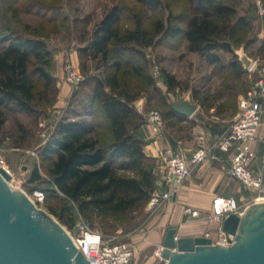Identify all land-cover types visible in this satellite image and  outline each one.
Here are the masks:
<instances>
[{
    "label": "trees",
    "instance_id": "obj_1",
    "mask_svg": "<svg viewBox=\"0 0 264 264\" xmlns=\"http://www.w3.org/2000/svg\"><path fill=\"white\" fill-rule=\"evenodd\" d=\"M136 1L152 11L171 9L163 0ZM182 1L183 12L174 15L171 9L167 20L159 17L151 26L127 5L115 6L97 25L88 46L80 49L85 79L72 95L70 114L41 149V163L30 178V183L45 182L42 171L52 179L47 197L57 199L61 194L63 199L59 208L49 210L64 226L73 228L79 217L120 216L151 199L156 180L144 151L148 144L141 133L145 118L134 106L142 89L154 84L148 71V48L179 38L187 42L190 52L205 55L211 64L222 69L229 66L237 78L245 74L235 50L256 41L251 36L257 1L246 9L245 0ZM259 1L264 8V0ZM52 8L49 5L48 12L42 13L49 24L58 21ZM125 18L131 25L123 28ZM219 51L232 53L234 59L222 65ZM89 59L100 61L96 74H89ZM53 62V53L42 38L13 31L0 34V136L8 111L37 120L46 113L41 104L57 102ZM163 75L170 89L176 86L173 75L166 71ZM255 81L243 87L248 88L244 94ZM167 106L169 117L187 119L172 109L171 102ZM127 172L136 176L122 174Z\"/></svg>",
    "mask_w": 264,
    "mask_h": 264
},
{
    "label": "rangeland",
    "instance_id": "obj_2",
    "mask_svg": "<svg viewBox=\"0 0 264 264\" xmlns=\"http://www.w3.org/2000/svg\"><path fill=\"white\" fill-rule=\"evenodd\" d=\"M251 1L254 0H245V9ZM163 2L169 4L174 15L185 10L186 5L182 0H163ZM42 5L44 7H41ZM49 5L53 6L52 14L58 17L56 23L49 24L42 19V13L48 12L47 6ZM118 5H127L130 10L139 13L147 26H151L159 17L167 20L170 14L169 10H171L167 7L160 11L148 10L136 0H0V34L4 35L13 31L24 36L40 37L53 53L52 76L57 81V102L41 104L40 108H44L46 113L40 115L37 120L21 112L8 111L6 123L0 136V165L12 175L11 184L26 192L31 199L35 191L45 192L46 199L42 204L37 205L49 214H51L49 210L51 206L59 208L63 196L60 194L57 199L47 197L46 190L50 188L52 179L42 171L41 175L45 182L30 183V178L35 166L39 167L41 163V149L49 142L62 119L70 114L71 99L76 89L70 87L71 91L64 102L58 104L60 90L64 87L65 81L62 76L58 78V73L56 74L59 72L56 66V57L63 55L64 59L60 68L64 73L65 62H72L71 53L77 55L78 64L75 66L85 79V74L82 71L84 59L81 58L80 49L88 46L97 25L109 11ZM257 5L261 6V2L259 1ZM55 6H60L59 10H55ZM52 14L50 13V16ZM129 25L131 22L125 18L121 26L126 28ZM257 49V45L251 46V52H255ZM240 53L243 54L242 51ZM218 54L222 59V65H228V62L234 59L233 54L229 52L219 51ZM146 55L149 62L148 71L154 79V84L148 90L142 89L141 96L134 106L144 116V126L148 129L149 135L155 139L163 137L171 145L162 151L160 158H150L149 160V167L152 168L156 180L150 201L143 207L120 216H94L91 220L79 217L75 226L71 228L72 230L51 214L68 231H73L77 226L84 224L91 230L101 233L106 239L125 241L134 249L136 256L143 260L148 256L141 251L139 246L147 242L151 233L149 225L167 202L159 199L158 203H153L156 195L160 194L164 186L160 182H162L161 168L165 151L167 149L175 150L178 142L185 145L191 144L193 140L199 142L200 140L196 139L197 136L203 135L202 132L200 134L199 129L204 132L215 131L217 134L215 139L218 138L237 116L239 98L248 89L243 87L246 85L249 87L258 77L256 72L250 73L240 60L247 73L237 78L229 66L222 69L221 66L211 64L205 55L190 52L187 42L179 38L163 40L162 44H155L146 50ZM87 66L90 75L96 74L100 61L89 59ZM164 71L176 79L177 84L172 89L169 88L163 75ZM234 93L238 94L232 95ZM50 96L55 98L56 93H52ZM185 99H189L197 105L198 110L195 115L184 121L169 117L167 101L181 102ZM139 102H142L144 106H141V109L138 107ZM154 110L159 111L164 120L162 134L158 136L152 132L147 123L148 114ZM44 133L48 137H43ZM217 155V160H227L225 164H229L230 154L219 152ZM122 174L136 176L132 172ZM239 193L238 200L244 209L254 204L256 197L254 190L242 186ZM32 200L34 201V199ZM162 251L163 247H159L152 256L161 257Z\"/></svg>",
    "mask_w": 264,
    "mask_h": 264
},
{
    "label": "water",
    "instance_id": "obj_3",
    "mask_svg": "<svg viewBox=\"0 0 264 264\" xmlns=\"http://www.w3.org/2000/svg\"><path fill=\"white\" fill-rule=\"evenodd\" d=\"M241 61L246 68L251 65L247 56ZM171 107L187 118L198 110L189 99L171 102ZM11 180L0 165V264H91L69 231ZM222 229L235 236L231 246L204 236L180 237L170 228L162 245L165 264H264V202L231 214ZM73 234H79V226Z\"/></svg>",
    "mask_w": 264,
    "mask_h": 264
},
{
    "label": "built area",
    "instance_id": "obj_4",
    "mask_svg": "<svg viewBox=\"0 0 264 264\" xmlns=\"http://www.w3.org/2000/svg\"><path fill=\"white\" fill-rule=\"evenodd\" d=\"M247 70L250 73L256 72L258 77L252 87L240 97L235 120L218 138L212 141L209 148L198 149L190 160H187L181 152L173 149L165 151L161 179L167 191L156 195L153 200L154 204L158 203L159 199L171 200L197 168L208 158L217 160L219 152L231 155L229 176L243 187L256 192L254 203L264 202V175L255 174L250 169L254 159L252 144L257 137L264 114V62L251 61ZM63 71L64 81L72 89H75L84 79L71 61L65 62ZM138 107L141 109V103H138ZM147 123L155 135L162 134L164 120L159 111H151L147 116ZM43 137L48 136L44 133ZM45 197L42 191H35L32 195L36 204H42ZM244 211L245 209L236 196H216L212 202V219L220 226L215 238L211 237L210 233H206L205 237L212 239L214 244L231 246L235 236L225 232L222 229V223L231 214L241 215ZM185 213L193 218L200 216L198 210L190 207L185 208ZM69 233L79 251L91 264H138L135 260L134 249L125 241L106 239L101 233L91 230L84 224L79 225V234L75 235L73 231Z\"/></svg>",
    "mask_w": 264,
    "mask_h": 264
},
{
    "label": "crops",
    "instance_id": "obj_5",
    "mask_svg": "<svg viewBox=\"0 0 264 264\" xmlns=\"http://www.w3.org/2000/svg\"><path fill=\"white\" fill-rule=\"evenodd\" d=\"M256 1L257 3L259 2V0ZM258 7L259 9L253 15L254 29L251 36V39H255L256 41L248 46L244 44L238 50H235L239 60H241L242 57L247 56L250 61L258 60L259 62H264V49L262 48V44L264 43V8L260 5H258ZM252 45L258 46V49L255 50V52H251ZM240 51H242L243 54H241ZM70 58L74 64H78L77 55L71 53ZM63 59V55L56 57V66L59 71L56 72V74L58 73V78L61 76L64 78V73L61 72L60 68L63 63ZM243 71L245 74L247 73V70L244 67ZM64 84V87L60 90L58 104L60 102H64L69 94V91H71L70 86L66 83ZM139 103L143 106L142 102ZM199 131L200 134L201 132L203 134L201 136H197L196 139H199V142L193 140L192 143L188 145H185L182 142H178L177 146L174 145L175 151L181 152L187 160H190L198 149L209 148L212 141L215 139V136H217L215 131L204 132L202 129H199ZM141 133L143 134L145 140L150 141L144 148L146 155L150 158H160L162 151L171 146L169 141L163 137H159L157 139L152 138L149 135L146 126L142 127ZM201 137L202 139H200ZM252 149L254 151V159L250 165V169L255 174L264 175V114L262 116L261 126L258 129L257 137L252 144ZM226 162L227 160L219 161L210 158L205 160L192 174V176L188 178L177 190L174 197L165 203L162 211L151 221L149 225L151 233L148 236L147 242L142 243L139 246L141 251L147 254V259H140L135 254V260L138 264H165L161 257L155 255L152 256V254L157 248L162 247L163 239L170 228H176L177 236L180 237H202L205 236L204 234L206 232H210L211 237L216 236V230H218L220 224L212 219L213 199L218 195H233L239 199V192L242 188L241 184L229 176L231 159L228 160V165L225 164ZM161 183L162 182H160V184ZM166 191L167 187L163 186L160 194H164ZM187 207H190L193 210H198L200 213L199 218H193L192 216L186 214L185 208Z\"/></svg>",
    "mask_w": 264,
    "mask_h": 264
},
{
    "label": "bare ground",
    "instance_id": "obj_6",
    "mask_svg": "<svg viewBox=\"0 0 264 264\" xmlns=\"http://www.w3.org/2000/svg\"><path fill=\"white\" fill-rule=\"evenodd\" d=\"M162 254V253H161ZM161 259L163 260V258H162V255H161ZM164 261V260H163ZM165 262V261H164Z\"/></svg>",
    "mask_w": 264,
    "mask_h": 264
}]
</instances>
